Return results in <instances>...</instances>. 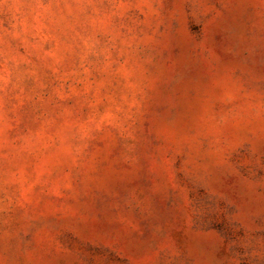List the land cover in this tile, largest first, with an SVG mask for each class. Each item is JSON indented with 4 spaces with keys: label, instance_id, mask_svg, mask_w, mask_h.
I'll list each match as a JSON object with an SVG mask.
<instances>
[{
    "label": "rangeland",
    "instance_id": "374dc122",
    "mask_svg": "<svg viewBox=\"0 0 264 264\" xmlns=\"http://www.w3.org/2000/svg\"><path fill=\"white\" fill-rule=\"evenodd\" d=\"M0 264H264V0H0Z\"/></svg>",
    "mask_w": 264,
    "mask_h": 264
}]
</instances>
